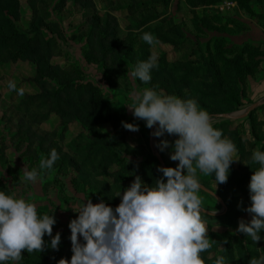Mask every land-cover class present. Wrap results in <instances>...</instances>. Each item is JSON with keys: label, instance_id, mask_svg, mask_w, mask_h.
Segmentation results:
<instances>
[{"label": "rangeland", "instance_id": "obj_1", "mask_svg": "<svg viewBox=\"0 0 264 264\" xmlns=\"http://www.w3.org/2000/svg\"><path fill=\"white\" fill-rule=\"evenodd\" d=\"M260 12L264 0H0V191L26 197L38 214L55 211L53 235L61 233L59 251L22 252L21 264L70 258L67 225L84 200L115 207L135 174L154 184L161 165L139 130L122 124L137 125L127 106L144 88L195 98L237 147L228 181L216 187L209 176L207 189L225 203L230 225L210 236L217 243L201 254L205 264L219 255L247 264L264 252L256 248L264 241L245 244L234 234L238 220L249 219L237 207L248 202L256 167L249 158L264 150V101L254 98L262 64L255 45L230 41L246 34L245 14ZM144 32L157 42L145 43ZM149 56L157 66L143 84L130 71ZM9 81L24 94L9 91ZM51 149L60 159L45 173L39 161ZM33 168L35 185L23 180Z\"/></svg>", "mask_w": 264, "mask_h": 264}, {"label": "clouds", "instance_id": "obj_2", "mask_svg": "<svg viewBox=\"0 0 264 264\" xmlns=\"http://www.w3.org/2000/svg\"><path fill=\"white\" fill-rule=\"evenodd\" d=\"M140 38L150 46L157 42L149 32ZM156 66L155 57L149 56L134 65L130 76L147 84ZM7 88L24 94L13 81ZM131 99L127 107L132 116L152 129L156 149L167 151L169 160L177 163L175 167L157 165L159 175L154 184L133 175L130 184L117 192L119 203L115 207L103 198L95 204L90 198L84 200L67 225L71 256L55 264H205L201 254L217 243L202 219L206 214L199 193L207 189L198 174L214 177L216 187L226 183L230 166L238 161L234 158L235 143L213 126L211 115L195 98L144 88L131 93ZM122 124L125 129L139 130L138 125ZM59 159L56 149H51L38 168L47 173ZM249 160L256 167L251 169L246 186L247 206H242L243 201L237 205L249 219L240 218L234 234L243 235L245 244L251 240L256 246L264 241V150L254 149ZM39 174L37 168L25 170L23 180L35 185ZM54 212L38 214L36 204L26 197L0 191V264H21L22 252L59 251L61 233L53 235L57 223ZM45 236L50 239L45 240ZM214 264L228 262L219 255ZM247 264H264V252L252 256Z\"/></svg>", "mask_w": 264, "mask_h": 264}, {"label": "crops", "instance_id": "obj_3", "mask_svg": "<svg viewBox=\"0 0 264 264\" xmlns=\"http://www.w3.org/2000/svg\"><path fill=\"white\" fill-rule=\"evenodd\" d=\"M263 13V12H262ZM261 12L257 13L260 15H256V17L249 16L245 14L241 19L244 23L247 24V32L246 34H242L241 37L232 36L230 39L231 42H240L247 44H253L259 49L260 53V63L262 64V68H260V72L257 77V81L255 83L254 89V98L257 97V101H264V17ZM244 15V13H242ZM252 107H248L246 110L250 111ZM236 117V116H234ZM239 116H237L238 118ZM137 125L139 126V133L142 136L143 141L147 144L149 152L156 157L159 154L165 162L166 167L171 166L175 167L177 162H172L169 160L167 151L164 153L159 152L154 146L156 143L155 137L150 135L152 129H148L145 127L144 122L137 120ZM172 139V138H169ZM198 178L202 185L207 188L209 182L211 181L209 176H203L198 174ZM216 194V193H215ZM199 195L203 199V208L205 209V214L202 216V219L206 221L207 228L209 230V236L219 237L220 234H223L225 231L229 229V218L228 212H226L225 208L222 206V202L218 197L211 196L204 191L199 193ZM224 203V202H223ZM225 204V203H224ZM75 212V210H74ZM73 212V218H75V213ZM70 235V230L66 232V237ZM49 240V237H48ZM68 240V239H67ZM68 245L70 246V241L68 240Z\"/></svg>", "mask_w": 264, "mask_h": 264}, {"label": "water", "instance_id": "obj_4", "mask_svg": "<svg viewBox=\"0 0 264 264\" xmlns=\"http://www.w3.org/2000/svg\"><path fill=\"white\" fill-rule=\"evenodd\" d=\"M253 110V108H251L250 109V111L249 112H251ZM221 118H227L228 116L227 115H221L220 116ZM233 118H237V117H233ZM156 158H157V160H158V162H159V164L161 165V166H165L166 167V165H165V162H164V160L162 159V157L159 155V154H157L156 155ZM204 187V186H203ZM205 188V187H204ZM205 189H207V188H205ZM205 193H207V194H209V195H211V196H214V197H218L214 192H212L211 190H209V189H207V191H204ZM222 202V201H221ZM222 206L225 208V204L222 202Z\"/></svg>", "mask_w": 264, "mask_h": 264}, {"label": "trees", "instance_id": "obj_5", "mask_svg": "<svg viewBox=\"0 0 264 264\" xmlns=\"http://www.w3.org/2000/svg\"><path fill=\"white\" fill-rule=\"evenodd\" d=\"M246 11H248L249 13H251V11L250 10H248V9H246ZM244 46H246V47H244V48H252V45H250V44H245ZM244 48H243V50H244ZM256 50H257V53H258V58L260 57V53H259V49L258 48H256ZM245 51V50H244ZM258 63H260V60H259V62ZM153 158L158 162V160H157V158L156 157H154L153 156ZM159 163V162H158Z\"/></svg>", "mask_w": 264, "mask_h": 264}]
</instances>
